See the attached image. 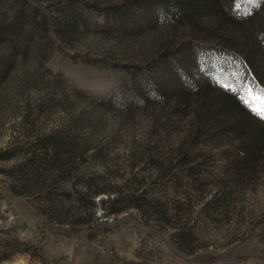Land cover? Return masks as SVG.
I'll return each mask as SVG.
<instances>
[{
  "label": "rangeland",
  "instance_id": "rangeland-1",
  "mask_svg": "<svg viewBox=\"0 0 264 264\" xmlns=\"http://www.w3.org/2000/svg\"><path fill=\"white\" fill-rule=\"evenodd\" d=\"M167 1L0 0V264H264V152L237 162L261 128L235 134L239 109L221 110L230 91L264 121V87L230 51L263 68L264 0L184 24ZM133 81L172 97L129 106ZM51 134L82 156L38 187Z\"/></svg>",
  "mask_w": 264,
  "mask_h": 264
},
{
  "label": "trees",
  "instance_id": "trees-1",
  "mask_svg": "<svg viewBox=\"0 0 264 264\" xmlns=\"http://www.w3.org/2000/svg\"><path fill=\"white\" fill-rule=\"evenodd\" d=\"M168 1H171L170 3ZM166 3H163L165 14H171L174 18V23L184 24L188 22V20L192 17L193 14L199 12H209V14H213L218 11V0H202L201 4L197 6L196 4L190 3V0H168ZM247 0H227L226 9L221 12L219 17L228 18L231 22L235 21L239 18H248L254 14V8H248L246 10L242 9L240 5L243 4ZM249 1V0H248ZM140 3L144 4L145 0H139ZM238 5V6H237ZM217 10V11H215ZM235 24V22H233ZM256 30L259 34H264V23H260ZM170 51H174L170 50ZM238 55L239 58L244 62L247 67V71L249 74L264 87V66L255 61L253 55L244 56L243 54L238 53L236 50H231ZM168 52V51H167ZM260 65V67H259ZM123 69H126L127 65L122 66ZM137 69H142V65L134 66ZM136 77L134 76V79ZM200 87H206L209 84V81L199 80ZM206 81V82H205ZM134 88L132 90V98H130L129 106L135 105V100L141 101L143 103L149 102L152 97L154 100L160 97L162 98H170L172 97L170 92H167V87L156 81L154 84L152 94L147 93L144 88L139 84L138 81H133ZM226 102L224 103L223 108L221 110H232L239 109L240 113L236 115L234 120L230 122V129L233 130L235 134H247V132H243V128L246 130L250 127V129H255L254 124H258L260 126V130H256L253 138L246 139L241 138L240 143L238 145V153H237V162L245 163L256 160L262 152H264V121L263 120H255L253 122L252 119L249 118V115H246L248 110H245V107L240 104V100L237 99L234 93L230 91H226ZM244 108V110L242 109ZM247 111V112H246ZM243 113V115H241ZM243 117V118H240ZM249 119V122L247 121ZM40 143L39 153L36 155V167L33 168L34 175L33 181L37 184L38 187L41 186L43 181L45 180H55L58 178L66 177L71 172V165L81 157L80 148L69 138L61 136L60 134H51L47 135L44 138H39L37 140ZM118 198H114L113 202H116ZM104 203V201H103ZM112 213H116L117 208H113ZM15 241H19L18 238H15Z\"/></svg>",
  "mask_w": 264,
  "mask_h": 264
}]
</instances>
